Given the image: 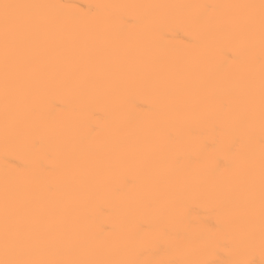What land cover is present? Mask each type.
I'll list each match as a JSON object with an SVG mask.
<instances>
[{
	"label": "bare ground",
	"instance_id": "6f19581e",
	"mask_svg": "<svg viewBox=\"0 0 264 264\" xmlns=\"http://www.w3.org/2000/svg\"><path fill=\"white\" fill-rule=\"evenodd\" d=\"M0 264H264V0H0Z\"/></svg>",
	"mask_w": 264,
	"mask_h": 264
}]
</instances>
